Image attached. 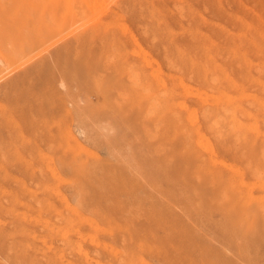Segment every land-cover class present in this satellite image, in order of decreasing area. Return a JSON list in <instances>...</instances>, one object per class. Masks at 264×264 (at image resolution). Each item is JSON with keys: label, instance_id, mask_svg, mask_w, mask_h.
Returning a JSON list of instances; mask_svg holds the SVG:
<instances>
[{"label": "rangeland", "instance_id": "1", "mask_svg": "<svg viewBox=\"0 0 264 264\" xmlns=\"http://www.w3.org/2000/svg\"><path fill=\"white\" fill-rule=\"evenodd\" d=\"M222 91L264 167V0H0V264H264V185L203 114Z\"/></svg>", "mask_w": 264, "mask_h": 264}, {"label": "bare ground", "instance_id": "2", "mask_svg": "<svg viewBox=\"0 0 264 264\" xmlns=\"http://www.w3.org/2000/svg\"><path fill=\"white\" fill-rule=\"evenodd\" d=\"M185 2V1H184ZM104 3V2H103ZM142 3H143V1H142ZM178 3V2H177ZM176 3V4H177ZM130 4V3H129ZM180 4V3H179ZM77 5V4H76ZM99 5V4H98ZM182 5V4H181ZM204 5H205V3H204ZM126 6V5H125ZM140 6H141V4H140ZM174 6V5H173ZM176 6V5H175ZM174 6V7H175ZM102 7H105V6H102ZM147 7V6H146ZM180 7H182V6H179V8ZM178 8V7H177ZM207 8V7H206ZM100 9V8H99ZM143 9V8H142ZM182 9H184V8H182ZM92 10H94V9H92ZM146 10V9H145ZM181 11V10H180ZM179 11V12H180ZM185 11V10H184ZM146 12V11H145ZM183 12V11H182ZM187 12V11H186ZM143 13V12H142ZM47 14V13H46ZM183 14V13H182ZM180 15V14H179ZM81 16V15H80ZM146 17V16H145ZM35 18V17H34ZM95 19V18H94ZM151 20V19H150ZM36 21V20H35ZM191 21V20H190ZM139 22V21H138ZM244 22V21H243ZM86 24V23H85ZM146 25H149V24H146ZM191 25V24H190ZM210 25H211V23H210ZM124 27V26H123ZM143 27V26H142ZM145 27V26H144ZM228 27V26H227ZM165 28V27H164ZM222 28V27H221ZM225 28V27H224ZM252 28V27H251ZM145 30H147V29H145ZM197 30V29H196ZM145 32V31H144ZM232 32H234V31H232ZM147 33V32H146ZM191 33V32H190ZM154 35V34H153ZM252 35V34H251ZM146 36H148V35H146ZM204 36V35H203ZM255 36V35H254ZM207 37V36H206ZM212 37V36H211ZM194 38V37H193ZM212 40V39H211ZM240 42H241V40H239ZM207 42V41H206ZM212 42V41H211ZM243 42V41H242ZM258 42H259V38H258ZM208 44H209V40H208V42H207ZM206 43V44H207ZM212 43H214V42H212ZM212 43H210V44H212ZM218 43H214V45H217ZM200 45V44H199ZM214 45H213V47H214ZM231 45V44H230ZM236 45V44H235ZM185 46V45H184ZM198 46V45H197ZM208 46H210V45H208ZM207 46V48L208 49H210V50H207L208 51V53H211L212 54V52H209V51H211V48L210 47H208ZM218 46V45H217ZM220 46H221V44H220ZM201 47V46H200ZM212 47V48H213ZM219 47V46H218ZM233 47V46H232ZM232 47H231V51L232 50H234V49H232ZM166 48V47H165ZM199 48V47H198ZM197 48V49H198ZM237 48V47H236ZM235 48V49H236ZM197 49H196V51H197ZM204 49V48H203ZM214 49H216V48H214ZM221 49H222V47H221ZM226 49H227V47H226ZM187 50V49H186ZM216 50H220V49H216ZM229 51H230V48L228 49ZM185 51V50H184ZM190 51V50H189ZM195 51V50H194ZM235 51H238V49L237 50H234V52ZM204 52V51H203ZM202 52V53H203ZM233 52V53H234ZM143 53V52H142ZM144 53H146V52H144ZM184 53V52H183ZM195 53H197V52H195ZM194 53V54H195ZM207 53V52H206ZM205 53V55L207 56V54ZM216 53V52H215ZM238 53V52H237ZM262 53V52H261ZM168 54V53H167ZM198 54V53H197ZM222 54V53H221ZM238 54H240V53H238ZM183 55H186V54H183ZM199 55V54H198ZM203 55H204V53H203ZM214 55V54H213ZM216 55V54H215ZM196 56V55H195ZM202 56V55H201ZM208 56H209V54H208ZM187 57V56H186ZM189 57V56H188ZM187 57V58H188ZM204 57V56H203ZM210 57H212V56H210ZM214 57V56H213ZM212 57V58H213ZM221 57V56H220ZM240 57H244V56H242L241 54H240ZM185 58V57H184ZM196 58H198L197 56H196ZM206 58H208V62H209V65L211 64V62H212V58H209V57H206ZM169 59V58H168ZM202 59H204L205 60V58H202ZM211 59V62L209 61ZM245 59H246V57H245ZM187 60V59H186ZM207 60V59H206ZM213 60H216V58L215 59H213ZM244 60V59H243ZM147 61V60H146ZM216 62V64H218L219 62H217V61H215ZM215 62H213L212 64H214ZM222 63V62H221ZM237 63V62H236ZM239 63V62H238ZM171 64V63H170ZM215 64V65H216ZM169 65V64H168ZM181 65V64H180ZM208 65V66H209ZM240 65V64H239ZM246 65V64H245ZM177 66V65H176ZM208 66H206V67H208ZM220 66H221V64H220ZM220 66H218V71H216V69L214 68L213 70H211V72L213 71V76H214V73L215 72H219V71H221L222 73H223V71H225V70H219V68H220ZM223 66V65H222ZM258 66V65H257ZM197 68H199V66H196ZM204 67V66H203ZM210 67H212L211 65H210ZM158 68V67H157ZM213 68V67H212ZM201 69V68H200ZM208 69V68H207ZM207 69L205 70V72L207 71ZM199 70V69H198ZM214 70H215V72H214ZM228 70V69H227ZM201 71L203 72V70L201 69ZM200 72V71H199ZM221 72H220V74L218 73H215V75H216V78H217V76L219 75H221L220 76V78L222 77V75L223 74H221ZM233 72V71H232ZM239 72V71H238ZM246 72V71H245ZM244 72V73H245ZM225 73V72H224ZM262 73V72H261ZM205 74V73H204ZM228 74V73H227ZM245 74H247V72L245 73ZM236 75V74H235ZM248 75V74H247ZM218 76V77H219ZM227 76V75H226ZM246 76V75H245ZM249 76V75H248ZM234 77V76H233ZM159 78V77H158ZM215 78V79H216ZM220 78H217L216 80L217 81H219L218 79H220ZM223 78V80H225V81H228V78L226 79V77H222ZM222 78L220 79V81L221 82H224V83H226L225 81H223L222 80ZM230 79H231V77H229ZM243 78H244V75H243ZM249 78V77H248ZM254 78V77H253ZM137 80V79H136ZM216 80H214L213 79V77H212V80H211V82L212 81H214L213 83L215 84L216 83ZM253 80H257V79H253ZM261 81V80H260ZM260 81H259V83H260ZM233 82V81H232ZM254 82V81H253ZM180 83V82H179ZM218 83V82H217ZM216 83V84H217ZM228 83H230L229 81H228ZM203 84H205L204 82H203ZM180 85H182V87H185L184 89H186V87H187V85H185L184 84V81H182L181 82V84ZM211 85V84H210ZM219 85V84H218ZM221 85V84H220ZM220 85H219V87H220ZM225 85V90L227 89L226 88V84H224ZM242 85V84H241ZM234 86V85H233ZM232 86V84H231V86H230V88H232L233 87ZM243 86V85H242ZM190 87V86H189ZM188 87V88H189ZM211 87V89H213V87L212 86H210ZM218 87V86H217ZM235 88H236V86H234ZM233 87V88H234ZM190 88H192V87H190ZM208 88V87H207ZM215 88H216V86H215ZM222 88V87H221ZM224 88V87H223ZM238 88V87H237ZM237 88L235 89V90H237ZM241 88V86L239 87V89ZM193 89V88H192ZM217 89H219V88H217ZM237 90L238 92H245V91H243L244 90V87H243V90H242V88H241V91L240 90ZM189 90V89H188ZM214 90V89H213ZM223 90V89H222ZM224 90V91H225ZM214 91H216V90H214ZM214 91H211V92H214ZM230 91V90H229ZM190 93L191 94V92H188V91H185L184 93ZM220 92V91H219ZM241 92V93H242ZM262 92V91H261ZM201 93V95H202V92H200ZM230 93V92H229ZM237 93V92H236ZM226 94V93H225ZM234 94V93H233ZM243 94V93H242ZM250 94V93H249ZM237 95H238V93H237ZM196 96H197V94H196ZM208 96V95H207ZM239 96V95H238ZM240 96H242L241 94H240ZM240 96L238 97V98H240ZM246 95H244V96H242V97H245ZM200 97V96H199ZM225 97H227V96H224V94H223V91L220 93V94H218V92H216V93H214V94H211V96H210V99L212 100V102H213V104H215V105H213L215 108H213V107H211V108H208V109H205V111H204V116L206 117V120L208 121V128L210 129V132L211 133H213L212 135H214V137H215V139L216 140H218V141H220V143H222L225 139H223V138H225L224 136H226L228 133L230 134L231 132L233 133V136L230 134V138L232 137V142H230V141H228V140H225V141H228V143L230 142V144H228V145H226L225 143H222L221 144V146H222V149L225 151V152H228V153H230V154H233L234 155V157L236 158H234L233 157V160L236 162V160H237V157L236 156H238V160H237V163H239V161H240V163L239 164H241V165H243L244 166V168L247 170V172L252 176L251 178H253L252 180L254 181V183H253V185H264V167L262 166V165H256L253 161H251V159L249 160L248 158H246V156H245V153L246 152H244L245 151V148H244V151L242 152L241 151V153H239L238 151H239V149H240V143H238L241 139H245V141H248V140H246V139H248V138H245L249 133H245V134H247L246 136H243L242 137V134H243V132H244V129L243 128H245L247 125H249L248 123L245 125L240 119H238V115H237V111H239V110H236V107H235V105H233L234 107L232 108V107H230V106H232V105H228V104H226L225 105V102H224V104H223V101L226 99L227 101L229 100V98H225ZM228 97H231V95H229ZM235 97V96H234ZM248 97V96H247ZM237 98V99H238ZM199 99V98H198ZM202 99V98H201ZM200 99V100H201ZM209 99V98H208ZM242 99V98H241ZM240 99V100H241ZM255 100V99H254ZM204 101V100H203ZM230 101V100H229ZM228 101V102H229ZM234 102L236 101V103H239L238 102V100H235V98H234V100H233ZM249 101H250V99H249ZM247 102V103H245V104H251V105H253V102L252 103H250V102ZM211 102V103H212ZM233 102V103H234ZM180 103H182V102H180ZM206 103V102H205ZM232 103V104H233ZM235 103V104H236ZM257 103V102H256ZM260 103H261V101H260ZM173 104V103H172ZM178 105L180 106V104L178 103ZM177 105V106H178ZM237 105V104H236ZM250 105V106H251ZM257 105V104H256ZM256 105H254V106H256ZM261 105V104H260ZM263 105V104H262ZM260 106V108L262 107V108H264L263 106ZM184 109H185V111H186V118L184 119L185 121H186V119L188 120V122L189 121H191V122H193V123H195L196 122V119H195V117H194V114H193V109L191 110V109H189L188 107H186V104L185 105H181ZM250 106H249V108H250ZM253 106V107H254ZM238 107H240L239 106V104H238ZM245 107V106H244ZM244 107H242V108H244ZM252 107V106H251ZM252 107V108H253ZM255 108V111L257 110L256 108H258V110H260V108H259V105H257V107H254ZM243 110V109H242ZM248 110H250V109H248ZM263 109H261V111H262ZM252 111V110H251ZM255 111H252V112H255ZM243 112V111H242ZM245 112H247L246 110H244V113ZM250 112V111H249ZM260 112V111H259ZM240 114H241V110H240V112H239ZM256 113V112H255ZM254 113V114H255ZM243 114V113H242ZM241 114V116H242V118L244 117V115H242ZM258 113H256L255 115H257ZM246 115V114H245ZM247 115H248V112H247ZM250 116H251V114H249ZM196 116V115H195ZM250 116H245V118L246 119H248ZM260 116V115H259ZM263 116H264V114H263ZM262 116V117H263ZM253 117H254V115H253ZM253 117H251V118H253ZM250 118V119H251ZM256 118V117H255ZM249 119V120H250ZM254 119V118H253ZM257 119V118H256ZM264 119V118H263ZM182 121H183V119H182ZM251 121V120H250ZM253 121V120H252ZM255 121V120H254ZM263 121V120H262ZM188 122H185L184 124H186V123H188ZM246 122V121H245ZM253 123V122H252ZM251 123V124H252ZM260 123V122H259ZM263 123H264V121L262 122V124L261 125H263ZM184 124H183V122H182V125H183V127L185 128L186 126H184ZM189 124H191V125H194V124H192V123H188L187 124V126H189V128H190V125ZM253 125H255V122H254V124H252L251 126H253ZM258 125L259 124H256V126H254L256 129H258ZM198 126H200V125H198ZM197 127V126H196ZM254 127H253V131H255L254 130ZM189 128H188V130H189ZM249 129H251V127L249 128ZM263 129V128H262ZM186 130H187V127H186ZM241 130H243V132L241 133ZM245 130H246V128H245ZM190 131V130H189ZM188 131V132H189ZM192 131V130H191ZM190 131V132H191ZM196 133V135H197V137L195 138L196 140V144L198 145V146H200V148L202 147H205L206 148V150H208L207 152H209V157H210V161H211V163H213V165L214 166H216L217 167V165H219V164H221L222 163V159L220 160L218 157H217V155H216V153L214 152V150L212 151V149L210 148L211 146H209L210 144H209V141H208V139H206L205 138V134L203 133V131L202 130H200V129H195L194 131H192L191 133L193 134V133ZM246 132H247V130H246ZM256 133L258 132V131H255ZM256 133H255V135H256ZM244 134V135H245ZM251 134V133H250ZM258 134V133H257ZM259 135H260V133H259ZM258 135V136H259ZM262 135H264V134H262ZM229 135H227V137H228ZM263 137V136H262ZM188 138V137H187ZM252 138V137H251ZM256 138V137H255ZM260 138V137H259ZM250 139V138H249ZM251 141H253L254 139H250ZM224 141V142H225ZM241 141H243V140H241ZM264 142V141H263ZM246 142H244V143H242V148L244 147V144H245ZM250 143H252V142H250ZM249 143V144H250ZM238 145V146H237ZM247 145H248V143H247ZM236 147H239V148H236ZM246 147V146H245ZM205 148H203V149H205ZM209 148L211 149V151L209 150ZM221 148V147H220ZM241 148V149H242ZM240 149V150H241ZM238 150V151H237ZM264 155V154H263ZM264 157V156H263ZM252 158V157H251ZM252 160H254L253 158H252ZM224 161V160H223ZM255 161V160H254ZM227 162V161H226ZM237 163H228L227 164V166H228V168H229V171H228V174L230 173V175H228L229 177L225 180V182H224V185H241V186H243V185H249V183H247L246 181H248V180H246L245 179V176H244V173H245V170L243 171V168H242V166H240L239 164H237ZM223 164H225V163H223ZM259 164V163H258ZM222 168V167H221ZM216 169H218V171H220V168H216ZM228 170V169H227ZM218 173V172H217ZM216 173V176H215V180L217 181V183L220 181V182H222V177H221V175H219V174H217ZM247 173V174H248ZM246 180V181H245ZM252 184V183H251ZM255 187V186H254ZM263 187V186H262ZM229 199H231V198H229ZM122 202V201H121ZM80 249H81V247H79ZM79 248H78V250H79ZM77 250V251H78ZM111 250V249H110ZM81 254V253H80ZM87 254V253H86ZM83 255H85V253L83 254ZM86 257H87V255L85 256V259H86ZM88 258V257H87ZM137 264V263H136Z\"/></svg>", "mask_w": 264, "mask_h": 264}]
</instances>
